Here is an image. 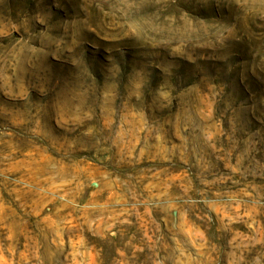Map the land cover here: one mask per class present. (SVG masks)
Masks as SVG:
<instances>
[{"label": "clouds", "instance_id": "1", "mask_svg": "<svg viewBox=\"0 0 264 264\" xmlns=\"http://www.w3.org/2000/svg\"><path fill=\"white\" fill-rule=\"evenodd\" d=\"M0 264H264V0H0Z\"/></svg>", "mask_w": 264, "mask_h": 264}]
</instances>
